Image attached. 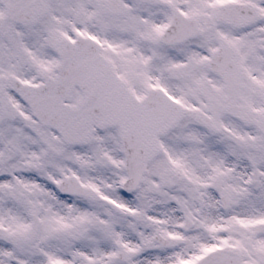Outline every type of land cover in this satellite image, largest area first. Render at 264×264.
Listing matches in <instances>:
<instances>
[{
    "label": "snow or ice",
    "instance_id": "6c2138e0",
    "mask_svg": "<svg viewBox=\"0 0 264 264\" xmlns=\"http://www.w3.org/2000/svg\"><path fill=\"white\" fill-rule=\"evenodd\" d=\"M0 264H264V0H0Z\"/></svg>",
    "mask_w": 264,
    "mask_h": 264
}]
</instances>
